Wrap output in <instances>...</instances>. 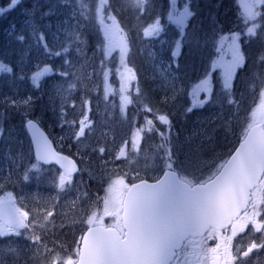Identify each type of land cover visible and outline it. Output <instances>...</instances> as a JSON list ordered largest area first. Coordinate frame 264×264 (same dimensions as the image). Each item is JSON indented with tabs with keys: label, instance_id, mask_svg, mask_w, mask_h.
Wrapping results in <instances>:
<instances>
[{
	"label": "snow or ice",
	"instance_id": "6c2138e0",
	"mask_svg": "<svg viewBox=\"0 0 264 264\" xmlns=\"http://www.w3.org/2000/svg\"><path fill=\"white\" fill-rule=\"evenodd\" d=\"M22 0H10L8 8H15ZM60 5H67L70 0H57ZM148 0H132V3L141 11ZM108 0H99L96 6V18L101 24L105 19L116 21V17L111 11L105 17V6ZM259 5H264V0H249L243 7L248 20H254L260 13L255 9ZM0 7V13L8 10ZM40 11L39 4H34L29 11L30 17H35L36 12ZM56 14V4L41 12V19ZM195 13L189 10L186 5L184 10L176 14L169 13V20L176 24L180 29L181 39L175 41V50L172 57L175 59L180 55L182 43L186 40L185 27L187 20ZM72 18L77 19V23L71 24ZM90 19L85 14L77 12L75 8L69 13L64 21L57 22V32H63L66 39L61 45V50H53L46 40L43 31H40L39 25L34 19L28 21L31 27V36L37 47H42L44 55L48 57L67 56L72 46L81 39L83 25L79 19ZM14 27V26H13ZM50 27V25H45ZM112 25H106V38L112 47H118L121 56L127 54V45L123 38L118 37V32L123 30L116 24L117 31H112ZM257 25L247 29L249 36L256 35ZM162 31L159 21L153 25L144 28L145 37L159 35ZM54 39H58L56 33ZM239 33H233L230 37L231 43L228 45V51L231 53V59L223 65L224 83L223 90L228 95L227 104L229 106L242 103V99L237 101L232 98V82L238 68H242L245 63V55L241 51V45L238 43ZM16 39L23 43L24 35H19ZM222 40L228 39L222 37ZM187 42L195 50L199 46V36L195 29ZM81 51V49H77ZM26 55V53L24 54ZM24 55L21 57V63L24 61ZM261 62H264V54L260 56ZM64 64L71 67V61L64 60ZM126 82L135 79V73L131 68L125 65ZM170 70V69H169ZM53 69L46 66L33 74L32 80L34 86L39 87V79L45 74H51ZM0 73H13L12 67L0 59ZM62 77H67L68 72H60ZM161 75H164L162 72ZM166 78V77H165ZM17 79L23 80L25 76L21 74ZM210 81H202L207 85ZM74 85L69 84L65 89L63 84L53 85L58 94H64L66 91L74 90ZM206 91L212 92L211 87H206ZM121 91H126V84L122 85ZM139 91V89H137ZM196 98L191 107L187 108L188 113L194 108H203L209 102L211 97L203 101L198 99V92L193 93ZM262 98L258 110L252 114V122L248 123L243 130V137L236 147L235 152L231 154L230 159L218 165L209 176L201 179L202 172L199 169L193 170L192 157L186 156L187 166L178 159V154L173 151L174 146L167 133H160L161 143L157 149H163L164 155L159 156L157 151L150 159L145 157L146 166L150 163L153 168H159L161 163L164 167L163 176L149 183L140 178L137 174L138 183L128 184L124 177H117L112 180L105 189V195L98 197L97 200L103 201L102 210L95 208L87 219L82 221L87 225V231L76 242L77 247L73 253L63 258L61 253L57 252L50 260L46 259V264H205L211 259V264H240L244 257H248L254 250L264 248V240L260 243L253 241L247 250L240 253L233 252V239L239 233L245 232V229L251 225L256 232H264V90L261 91ZM67 99V96H64ZM174 98V97H173ZM10 98H5V102ZM122 110L126 104H131L132 100L127 96H122ZM33 98L31 96L22 100H11V105L19 108L21 105L31 107ZM87 107L88 101H84ZM146 111L152 109L145 105ZM63 109L61 116L63 118ZM158 120L171 128L167 115H160ZM91 121L87 113L80 121L79 130L75 133L76 138L84 136L86 128ZM231 121H228L230 125ZM149 130H152L153 122L148 120ZM30 128H35L32 120L27 121ZM223 129L227 135V127L221 124L214 131ZM2 131V129H0ZM142 131V130H141ZM207 138V137H206ZM37 143L38 160L47 161L49 156V146L47 141ZM139 141H132L133 149H137ZM100 153L105 152V148L99 149ZM125 155L124 148L120 149L119 157ZM118 157V158H119ZM63 159H67L64 157ZM72 164L71 161H69ZM33 168L37 167L35 164ZM63 167V165H62ZM143 170V169H142ZM77 171L74 164L69 170L61 173L59 177L58 188L64 190L67 184L72 181V173ZM186 173V174H184ZM28 179L27 174L24 177ZM10 198L7 204L0 199V239L10 236H26L34 244L39 245L41 236L30 231L34 228L35 220H29V213L16 208L11 200V193L7 194ZM53 216L52 211H48L43 217L48 221ZM112 218L110 225H105L104 218ZM257 217L260 219L257 220ZM43 227V225H41ZM21 230H24L21 232ZM231 231V235L227 233ZM209 241H217L214 248L208 247ZM10 247V246H9ZM30 250V248L28 249ZM10 251H15L11 249ZM23 251V249H21ZM51 256L53 250H47ZM75 257V258H73Z\"/></svg>",
	"mask_w": 264,
	"mask_h": 264
},
{
	"label": "trees",
	"instance_id": "16d2710c",
	"mask_svg": "<svg viewBox=\"0 0 264 264\" xmlns=\"http://www.w3.org/2000/svg\"><path fill=\"white\" fill-rule=\"evenodd\" d=\"M192 1L191 11L194 12L195 15L190 17L186 22V40L182 43L180 55L175 59L171 55L168 60V62H171V71L167 72V74L169 75L170 73V75L174 77L177 86L176 89H174L177 94L172 97L168 96V92L165 90L164 86L159 87L153 93L151 92L152 83L154 82L152 78L154 75L156 76L155 70L151 67L149 59L145 56H141L139 54V48L136 46L133 47L134 45L132 44L133 42L143 41L141 32L147 25L152 24L150 23L152 20H159L160 26L162 24L163 28H165L166 14L170 11L169 0H148L143 13L146 15L141 22L135 21V28L132 19H135V15H140V12L139 8L132 3V0H108L104 15L111 11L112 15L116 17L115 23L123 30L122 32L125 33L126 30L128 31L129 42L127 47V60L132 58V60H128V62H124V58H126L124 56H120L114 52L108 53L103 38H100V34L103 33L105 29V21L101 24L99 19L96 18V6L99 0H71V3H69V5L67 4L68 6L60 5L57 0H22L15 8H8L9 0L0 2V7L8 8L7 11L0 13V59L10 64L13 69L11 75L0 73V77L2 78L0 80V129H2V131H0V159L4 157V149L9 148L11 144L9 142L12 138L11 133L13 130L23 126L27 118H35L49 135L51 134L47 129L49 127L52 128V132L63 134L62 146L58 148L61 152L74 157L78 164V172L72 175L74 181L77 178L80 179L81 177H85L90 167L93 171L97 170V167L96 169L93 168L95 161L104 162L105 160L107 162H105L103 166H100L102 171L99 169L98 174L103 172L108 178L110 173L114 171L112 170L113 163L111 160L116 158L118 153H114V150L109 144L106 146L103 154L92 149V141L90 140L95 138L94 135L91 138L87 136V139L83 136L85 139L80 140L82 143L81 146L73 145L74 143L71 140L75 136V133L73 130L74 127L70 126L73 118L76 119L77 117V119L79 118L81 121L85 113H87L88 119L91 121L90 125L96 126L93 131L98 132V130L101 129L112 130V132H106L111 139L110 144L119 142L121 148H124L125 153L127 151V146L122 142L121 134H125L129 139H133L132 134L137 130L139 136L142 138L137 149L142 151L144 160L145 157L150 160L157 151H159V156L164 155L163 149H157V146L162 142L160 133H167L174 146H177L175 135L179 134L183 136L186 133L185 125L188 123L187 118L188 115L192 113H186V105L185 102L182 101L188 97V104H192V100L196 99L193 96L194 92H198V94L202 95L201 98L198 97L201 101L211 97L209 102L204 105V110L208 112H214L217 109L226 110L231 114L228 119L230 120L231 117L233 119L230 120V125L227 123V135H225L223 129L212 133L213 136L210 140L212 144H204L200 154L202 157L199 156V158L203 162H207L215 158L219 153H225L226 150L229 148L231 149V145L228 143L235 139L234 137L229 140L230 132L234 130L233 125L236 122L234 117H238L236 116L238 111L244 109V118H247L251 112L258 110L259 102L262 100L260 93L264 90V83L260 88V92H258L259 83H261L263 79L260 77V71H264L263 62L258 61L259 50L262 45L257 46L254 42L250 46H246L245 40L242 38L244 35L240 36L241 39L238 41L241 45V51L245 55V63L242 68L237 69L233 78L231 91L233 94L232 98L237 101L242 99V103L239 106H229L227 104L229 97L223 90V62H219V59L221 58V48L224 44L229 42L230 36L233 33H240L243 30V21L241 22V19H238L239 6L237 5V0ZM37 3L40 6V11L36 12L34 19L41 12L47 10L51 4H56L57 11H60V7H64L62 11L68 13V15L69 12L75 8L77 12L82 11L86 17L90 16V19H79L78 22L83 25V28L77 29V31L82 32L81 39L84 43H75L70 49L69 54L74 57V62L78 63H76L79 68L78 72L82 69H90L92 78L81 75V79H79L77 83L79 84V88H74L73 91L67 94V96L73 100V103L65 108V111L69 113H64L65 116H63V118L60 111L53 110L52 104L49 110L41 106L35 107L30 111L27 110V113L22 114V117L13 116L10 111L11 103L5 102V93H2L3 89L9 86L10 80L17 74L16 60L19 59L18 57H20L19 55H21L23 50L28 49L27 41L21 43L16 37L21 34L25 36V23L33 18L29 16V11L33 8V5ZM148 17L150 18L147 19ZM51 19L55 20L59 19V17L56 16L52 18L51 16ZM71 22L77 23V19L73 18ZM142 24L144 25L142 26ZM194 29L199 36V46L195 50H193L192 45L187 42V38L191 36ZM172 30L176 37L175 41L181 39L180 31L175 28ZM135 36H139L137 41L133 39ZM222 37H227L228 39L222 40ZM123 40L126 41L125 38H123ZM175 41H173L174 44ZM77 49H81V51L78 52ZM107 64L109 65L107 66ZM125 65L131 68L135 73V82L132 80L126 82L125 77L128 74L126 73ZM120 67H122V72L119 69ZM116 76L118 78L119 76L122 77L120 88H122V85L126 84V91L129 92L130 96L132 95L133 97V95L136 94L133 97L134 106L140 108L141 105H147L152 109L151 112L142 113L141 117L130 109L124 111L126 113L124 117L132 119L133 126L136 128L132 127L131 124H125L123 117H121L122 114L119 113L117 107L112 103V97H110L107 88L103 85L106 79H110V85L118 83ZM206 80L210 81V83L207 85L202 84V81ZM254 80L256 84H254ZM251 85L254 86V90L251 89ZM134 86H138L139 91L132 90ZM206 87H211L212 92L209 93L206 91ZM122 93V91L119 92V94ZM84 101H88L90 111L86 110L88 105L86 107ZM197 108L200 109L199 107ZM78 114L81 117H78ZM160 115L168 116L172 126L171 128L157 120V117ZM24 117L26 118L24 119ZM221 117L224 118V114L221 115ZM148 120H152L153 122L151 131L147 124ZM223 120L221 119L215 123L212 122L210 126L217 129V127L223 123ZM73 123L74 126H76V123ZM52 135L53 134H51V136ZM239 137L240 135H238L237 139ZM135 139L138 140V136ZM131 147L133 148L132 144ZM175 149L177 148L174 147L173 151H175ZM184 154L186 155V153ZM31 159V163L37 164L33 156H31ZM181 163L187 166L186 160L181 161ZM0 164L2 165V173L11 172L10 177L1 174L0 187H5L7 191L12 192L16 190L17 192V182L14 180V173L19 169L17 167L15 169L11 165V167H9L7 165L8 163H5L6 165ZM115 166L116 165L113 167ZM38 167L43 166L38 165ZM123 167L128 166L123 165ZM162 167L163 164L161 163L160 170ZM105 168L108 170H104ZM130 170L131 167L129 171ZM210 172L211 170L202 172L201 179L206 178L205 175L210 174ZM137 173L140 178H151L160 174L158 171L149 172L148 170H141L140 172L138 170ZM19 174L20 173H17V176H19ZM8 178L12 180V184L7 182ZM132 180L133 179H128L127 181L130 182ZM74 244L75 241H71L72 248ZM5 262H0V264H8Z\"/></svg>",
	"mask_w": 264,
	"mask_h": 264
},
{
	"label": "rangeland",
	"instance_id": "374dc122",
	"mask_svg": "<svg viewBox=\"0 0 264 264\" xmlns=\"http://www.w3.org/2000/svg\"><path fill=\"white\" fill-rule=\"evenodd\" d=\"M2 1L3 0H0V2ZM169 1L170 11L166 14L165 28H163L162 24L160 26L162 31L159 33V35L153 37H145L142 31L141 35L143 41L133 42L132 44L134 45L133 47L136 46L137 48H139V54L141 56H145L147 57V59H149L151 67L155 70L156 76L154 75L152 78L154 82L152 83L151 92L153 93L159 87L164 86L165 90L168 92V96L172 97L177 94V92L174 90L177 86L174 77H172L170 73L169 75L167 74V72L171 71V62H168V60L169 57L172 55L173 50H175V44L173 41H175L176 37L174 36V31L172 29L175 28L179 31L180 29L176 24L169 20V13L175 12L176 14H178L179 12L184 10L187 4L189 10L191 11L193 1ZM247 2H249V0H237V5L239 6L238 19H241V22L243 21V30L239 34L240 36H245V38L244 36L242 38L245 40L246 46H250L254 42L257 46L262 45L261 49L259 50L258 56V61L261 62L260 56L264 54V5H259L258 8L255 9L260 13V15H258L254 20H248L246 18L245 9L243 7V4ZM69 3H71V0ZM63 9L64 7H60V11L56 10V14L52 15V18H55L57 16L59 17V19H51V16L41 19V13L35 19L32 18L35 20V23L39 25L40 31L44 32L47 43L50 47L53 48L54 51L61 50V45L65 42L66 39L62 31L59 33L57 32V22L64 21L66 17H68V13H64L62 11ZM139 12L140 15H135V19H132L134 28L136 24L135 21L141 22L144 16L146 15L143 14L144 10L141 11L139 9ZM107 15L108 14H105V17H107ZM149 18L150 17H148L147 19ZM28 21H26L25 23V41H27L28 43V49L23 50L21 55H19L20 57H18L19 59L15 62L17 64V74H15L14 78L10 80L9 86L3 89L2 93H5L4 100L6 97L10 98L7 100V102L11 103V100L13 99L22 100L29 96L33 98L31 107L21 105L19 108H17L15 106L10 105V111L12 112L11 114L16 117H22V114L27 113V110L30 111L35 107L44 106L45 109L49 110L51 104L53 105V110L61 112V110L63 109V113H69L65 111V108L69 107V105L73 103V100L69 96H67L69 92L66 91L64 94H58L54 90L53 85L63 84L64 88L67 89L68 85L72 84L75 86L74 88H79V84L77 83L79 79H81V75H85L86 77L92 78L91 70L82 69L78 72V63L74 62V57L70 56V54L65 57H57V59L55 56L48 57L44 55L43 48L37 47L32 39V36L30 34L32 25L29 24ZM155 21H157V19L150 21V23H152L151 25L155 24ZM70 23L75 24V22L71 21ZM116 24L117 23L111 20L105 19V29L103 33L100 32V38H103V42L106 44L108 53L114 52L121 56L120 49L118 47H112L109 40L106 38V25H112V31L115 32L117 31ZM254 24L257 25L256 35L249 36L247 33V29L249 27H252ZM45 25H50V27H45ZM143 25L144 24H142V26ZM149 25H147V27ZM54 33L58 35V39H54ZM118 37L125 38V42L128 47V31L126 30L125 33L118 32ZM138 37L139 36L133 37L134 41H137ZM230 43L231 40H229V42L224 44V46L221 48V58L219 59V62H223L222 66L231 59V53L228 51V45ZM25 53L26 55H24ZM127 54L124 55V57H126L124 58V62L132 60V58L127 60ZM22 55H24L23 63L20 62ZM65 59L71 61V67L64 64ZM108 65L109 64H107V66ZM46 66L51 67L53 69V72L51 74H45L41 76L39 79V87H35L34 81L32 80L33 74L36 73L39 69L45 68ZM119 69L121 72L123 71L122 67H120ZM62 71L68 72L69 75L67 77H62L59 74ZM21 72L25 76V79L23 80L17 79ZM162 72L164 73V75H161ZM260 77L263 79L261 80L262 82L259 83L258 92H260V88L264 83V71H260ZM121 78L122 77L120 76L119 78L116 76L118 83L113 85L109 84L110 79H106L103 85H105L108 93L110 94V97H112V103L117 107L119 113L122 114L121 117H123L125 124H131L132 127H134L133 120L129 117H124L126 114L124 111L130 109L135 114H139V117H141L142 113H146L148 111H146L145 106L143 105H141L140 108L134 106L133 97L136 94L133 95V97L132 95L130 96L129 92L127 91H124L122 94H119V92H121ZM1 79L2 78L0 77V80ZM132 81L135 82V79ZM254 84H256L255 80ZM137 89L138 86H134L132 88V90L134 91H137ZM251 89L254 90L253 85H251ZM65 95L67 96V99L64 98ZM122 96H127L129 99L132 100V103L126 104L123 107V110L121 100ZM201 96V94H198L199 98H201ZM182 102H185L187 109L192 106L194 100H192V104H188V97H186ZM259 103L261 104V101ZM87 105L88 107L86 108V110L90 111V106L89 104ZM186 113L189 114L187 111ZM191 113L192 114L188 115V123L185 125L186 133L183 136L179 134L175 135L177 146H179L178 151L177 149H175V151L178 154V159L180 162L185 161L186 156L192 157L193 164L191 165V167L193 170L199 169V172H207L208 170H211L212 172L218 165L222 164L223 160L229 154L232 147L236 145L237 141L239 140L237 139L238 135H243L244 128H246L248 123H250V121L252 120L253 112H251L247 118H244V109L238 111V113L236 114V116L238 117H234L236 121L233 125L234 130L230 132L229 136V140L235 137L233 141L228 143L231 145V149L229 148L228 150H226V152L229 151L227 153H219L215 158L207 162H203L199 158V156L202 157L200 154L202 152V147L204 146V144H212L210 140L213 136L212 133L214 132L215 128L211 127L210 124L212 122L215 123L220 121L221 119H224L225 122L223 120L222 124L227 127V123L229 121L228 117H230L231 114L228 113V111L222 109H217L214 112H208L203 108H194ZM65 114L63 116H65ZM223 114L224 118L221 117V115ZM78 117L81 116L78 114ZM25 118L26 117H24V119ZM230 120H233L232 117ZM73 122L76 123V126H74ZM70 126L74 127L73 130L74 133H76L80 127V119H77V117L76 119L73 118V121ZM95 128V125H89L88 128H86L85 130L84 137L87 139V136L89 138L93 137V135L95 136V138H92L90 141H92V149L97 150L98 152H100L99 149L101 147L106 148V146L109 144V146L112 147V149L114 150V153H118V156L111 160L113 163L112 170L114 171L110 173V176L108 178L103 172L98 174L99 169L102 171V168L100 166H103L104 163L107 161L105 160L104 162H100L94 160L95 163L93 164V168L96 169L97 167V170L93 171L90 167L85 177H81L80 179L77 178L75 181L72 178L71 183L67 184L64 190L58 188L59 177L61 173H63V171L53 166L43 168L38 167V165L35 163H31V146L23 126L13 130V132L11 133L12 138L9 142L11 144L9 148L4 149V157L0 159V163L4 165H6L5 163H8L7 165L9 167L12 166L15 169L16 167L19 169L14 173V180L17 182V192L16 190H13V188V191L11 192L7 191L5 187H0V199H3L7 204L10 199L7 194H12L11 200L15 203L16 208H19L21 211H27L29 213L30 221L35 220L34 228L30 231H33L36 235H40L41 242L39 245H36L32 240L28 239L26 236H10L9 238L0 239V262L6 261L5 263L8 264H46L45 258H47V260H50L52 256L56 255L57 252L61 253V256L66 259L67 256L72 254L74 249L77 247L76 242L79 240L83 230L87 227V225L84 224L82 221L86 220L88 215H90L95 208H99L102 210L103 201L102 199L98 201L97 198L103 197L105 195V189L112 180L116 179L117 177H124L125 182L130 184L131 182L138 180L136 178L138 170L139 172L143 169L148 170L149 172L158 171L159 173L164 170V167H162L161 170L160 167L153 168L150 166V163L146 166V161L144 160V155L142 151L138 149H133L131 147L132 141L137 136L139 141L138 146L140 145L142 138L139 136L137 130H135L132 134L133 139H129L127 135L121 134L122 142L126 144L127 151L123 157H119L121 148L120 143L115 142L114 144H110L111 139L106 134L107 131L112 132V130L101 129L98 130V132H94L93 130ZM47 129L50 131L51 134H53L52 136L50 134V136L56 146L61 148L63 134L52 132L51 127ZM85 138H83L82 136L77 139L75 135L71 141L74 143L73 145L81 146L82 143L80 140H83ZM184 153H186V155ZM34 164L37 167L33 168L32 165ZM122 164L127 165L128 167H123ZM114 165L116 166L113 167ZM130 167L131 170L129 171ZM1 168L2 165L0 164V177L1 174H4L7 177L11 176V172L2 173ZM104 170L108 169L105 168ZM17 173H20L19 176H17ZM25 174H27L28 176L27 180L24 179ZM210 174H207L205 176L207 177ZM128 179L133 180L129 182L127 181ZM7 182L12 184V180H9V178L7 179ZM48 211H52L53 216L50 217L48 221H45L43 217L47 214ZM259 219L260 218L257 217V220ZM112 222V218H104L105 225H110ZM41 225H43V227H41ZM23 231L24 230H21V232ZM227 235H231V232L229 231ZM240 238L242 244L240 253H242L243 251L247 250V248L253 241L260 243L262 240H264V232H256L252 228V226L249 225L245 229V232L240 234ZM71 241H75L73 248L71 247ZM216 243L217 241L212 244L213 248L216 246ZM9 246L11 247V249H15V251H10ZM29 248L30 250H28ZM21 249H23V251H21ZM46 249H54V251H52L51 253V256L48 255ZM210 261L211 259H208L205 264H210ZM240 264H264V248L254 250L248 257L242 258Z\"/></svg>",
	"mask_w": 264,
	"mask_h": 264
},
{
	"label": "water",
	"instance_id": "95a60500",
	"mask_svg": "<svg viewBox=\"0 0 264 264\" xmlns=\"http://www.w3.org/2000/svg\"><path fill=\"white\" fill-rule=\"evenodd\" d=\"M28 120H32L33 121V123L35 125V128H30L27 125V121ZM24 128H25L26 134H27V136L29 138V141H30V144H31V148H32V153H33L34 159L39 164H42L44 166L54 165V166H56L57 168H59V169H61L63 171L69 170L72 167V164H74L75 167H76V169H77V171H78V165H77V162L75 161V159L72 158L69 155H66V154L58 151L55 148V146H54L51 138L48 136V134L45 132V130L41 127V125L35 119H33V118L27 119L24 122ZM37 139H39L41 142H43V141L46 140L47 143H48V146H49V156L47 157V161H45V160H38V158H37V143H36V140ZM241 139L237 142V145L235 146L234 150L229 154V156L227 157L226 160L230 159L231 154L234 153L236 147L239 146V143H240ZM64 157H66L67 159H63ZM69 161H71L72 164H70ZM62 165H63V167H62ZM77 171L73 172L72 174H75ZM163 172H162V174L158 178H160V177L163 176ZM155 180H147V181L149 183H152ZM138 182H139V180L138 181H135L133 183H138ZM86 231H87V228L83 231L82 235Z\"/></svg>",
	"mask_w": 264,
	"mask_h": 264
},
{
	"label": "flooded vegetation",
	"instance_id": "af4514ba",
	"mask_svg": "<svg viewBox=\"0 0 264 264\" xmlns=\"http://www.w3.org/2000/svg\"><path fill=\"white\" fill-rule=\"evenodd\" d=\"M230 231V230H229ZM231 232V231H230ZM228 234V233H227ZM240 234L241 233H239L238 234V236L237 237H235L234 239H233V252H234V254H239V253H237V248H239V251L241 250V248H242V244H241V238H240ZM215 241H209L208 242V247H212V244L214 243ZM213 248V247H212ZM210 264H211V261H210Z\"/></svg>",
	"mask_w": 264,
	"mask_h": 264
}]
</instances>
